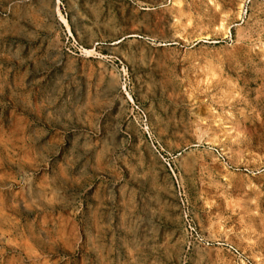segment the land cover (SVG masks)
<instances>
[{
	"label": "rangeland",
	"instance_id": "374dc122",
	"mask_svg": "<svg viewBox=\"0 0 264 264\" xmlns=\"http://www.w3.org/2000/svg\"><path fill=\"white\" fill-rule=\"evenodd\" d=\"M128 251L264 264V0H0V264Z\"/></svg>",
	"mask_w": 264,
	"mask_h": 264
},
{
	"label": "crops",
	"instance_id": "0c3cea01",
	"mask_svg": "<svg viewBox=\"0 0 264 264\" xmlns=\"http://www.w3.org/2000/svg\"><path fill=\"white\" fill-rule=\"evenodd\" d=\"M150 48L151 47H148V49H150ZM113 50H116V48L112 47L109 50L100 53L101 55H100L99 58L100 59H104L108 66H111V64L108 63V62H110L109 58L112 57L111 54L113 53ZM120 61H122V63L124 64L125 70L128 71V73H129V75L131 77L130 81H131V79L134 81L133 82L134 85L136 83L135 74H137V77L141 76L142 78L151 76V69L150 68L140 69L138 67H134L132 63L123 61L122 59ZM126 88H127V85H126ZM99 118H100V121H101V125H100V127L99 126L98 127H99L101 133L114 134V133H120L122 131L121 130L122 129V124H118L119 121H118L116 115L114 114L113 97L108 99V101L106 103V109H105L104 112L101 113V115H99V105H98V102H96V121H97L96 124L99 123ZM163 118L166 120L165 116L162 117V119ZM158 119H160V116H158ZM149 120H152V117L150 115H148V121ZM149 123L150 122H148V124ZM126 181H129L128 177H126ZM120 196L121 197H128V193L127 192H125L124 194L122 193ZM130 211H131V207L126 205V206H124V209L122 210V213L129 215L132 212V211L131 212ZM133 212L136 213L135 210H133ZM129 218H130L129 216H126V219L129 220ZM112 222H113V219H112ZM128 243H129V241L127 242V244ZM132 261H133V255H131L130 252L128 251L126 253V262H125V264H134V263H132Z\"/></svg>",
	"mask_w": 264,
	"mask_h": 264
},
{
	"label": "bare ground",
	"instance_id": "6f19581e",
	"mask_svg": "<svg viewBox=\"0 0 264 264\" xmlns=\"http://www.w3.org/2000/svg\"><path fill=\"white\" fill-rule=\"evenodd\" d=\"M58 1V0H57ZM55 10L57 11V13H59V7L58 5L55 7ZM60 14V13H59ZM62 19L66 22V19L64 17H62ZM67 23V22H66Z\"/></svg>",
	"mask_w": 264,
	"mask_h": 264
}]
</instances>
